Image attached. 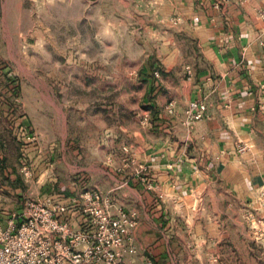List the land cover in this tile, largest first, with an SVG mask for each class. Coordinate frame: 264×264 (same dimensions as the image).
Listing matches in <instances>:
<instances>
[{
  "label": "crops",
  "instance_id": "obj_1",
  "mask_svg": "<svg viewBox=\"0 0 264 264\" xmlns=\"http://www.w3.org/2000/svg\"><path fill=\"white\" fill-rule=\"evenodd\" d=\"M152 7L156 17L161 12L168 25L178 27L184 43L177 45L175 35L166 38V51L156 54L150 69L162 75L151 77L141 101L150 131L135 132L129 144L125 134L107 132L105 143H113L123 159L133 158L135 172L126 180V166L111 167L110 159L106 170L89 174L88 183L95 181L116 208L138 211L139 252L149 249L156 264H227L220 246L223 237L234 244L231 232L222 223H206L222 219V204L237 219L250 212L252 225L238 231L248 251L260 249L264 264V0H161ZM193 101L206 103V119L188 128L184 114ZM170 102L176 105L173 116L166 112ZM27 120L26 126L34 123ZM241 143L250 151L239 154ZM84 191L97 192L83 188L77 196ZM72 199H55L63 220L77 219ZM182 203L187 210H174ZM192 203L200 204L198 211ZM208 203L214 211L204 208ZM10 217L8 208H0V223Z\"/></svg>",
  "mask_w": 264,
  "mask_h": 264
},
{
  "label": "rangeland",
  "instance_id": "obj_2",
  "mask_svg": "<svg viewBox=\"0 0 264 264\" xmlns=\"http://www.w3.org/2000/svg\"><path fill=\"white\" fill-rule=\"evenodd\" d=\"M160 1L0 0V208L9 215L28 201L74 198L83 188L99 192L88 176L107 168L110 159L111 167L126 166V180L135 172L133 158L123 159L105 142L111 132L125 134L129 144L135 132L152 127L141 101L151 77L162 75L150 69L156 54L166 51V38L175 35L177 45L184 43L178 27L168 25L161 12L156 17L152 6ZM28 117L31 126L24 125ZM218 207L222 219L206 223H222L231 232L236 247L223 237L224 262L262 264L260 249L248 251L238 231L252 225L250 212L237 219L229 204ZM175 208L188 209L185 203ZM204 208L214 211L215 205ZM134 236L136 253L121 264H136L135 258L156 264L149 249L139 252Z\"/></svg>",
  "mask_w": 264,
  "mask_h": 264
},
{
  "label": "built area",
  "instance_id": "obj_3",
  "mask_svg": "<svg viewBox=\"0 0 264 264\" xmlns=\"http://www.w3.org/2000/svg\"><path fill=\"white\" fill-rule=\"evenodd\" d=\"M187 73L191 79L189 68ZM175 108L170 102L166 112L173 116ZM206 111L204 101L191 102L184 125L193 128L206 119ZM145 122H150L148 116ZM237 151L245 154L250 147L241 143ZM72 204L75 221L61 219L63 207L52 198L24 203L6 225L0 223V264H121L126 255L136 253L134 233L140 223L136 211L116 208L107 196L93 191L82 192Z\"/></svg>",
  "mask_w": 264,
  "mask_h": 264
}]
</instances>
